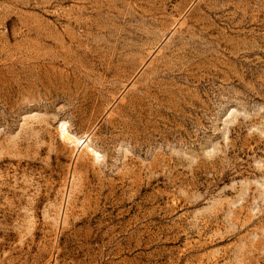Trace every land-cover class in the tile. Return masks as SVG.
Returning a JSON list of instances; mask_svg holds the SVG:
<instances>
[{"label": "rangeland", "instance_id": "obj_1", "mask_svg": "<svg viewBox=\"0 0 264 264\" xmlns=\"http://www.w3.org/2000/svg\"><path fill=\"white\" fill-rule=\"evenodd\" d=\"M0 264H264V0H0Z\"/></svg>", "mask_w": 264, "mask_h": 264}, {"label": "bare ground", "instance_id": "obj_2", "mask_svg": "<svg viewBox=\"0 0 264 264\" xmlns=\"http://www.w3.org/2000/svg\"><path fill=\"white\" fill-rule=\"evenodd\" d=\"M62 135L68 141H70V142H72L74 144L78 143V140L75 137L69 136L65 131L62 132Z\"/></svg>", "mask_w": 264, "mask_h": 264}]
</instances>
